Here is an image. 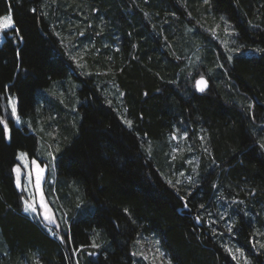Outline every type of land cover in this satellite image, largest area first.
<instances>
[{
  "label": "trees",
  "instance_id": "1",
  "mask_svg": "<svg viewBox=\"0 0 264 264\" xmlns=\"http://www.w3.org/2000/svg\"><path fill=\"white\" fill-rule=\"evenodd\" d=\"M9 11L23 40L8 30L0 45V118L11 129L10 140L0 135V264H141L145 237L172 264H241L227 247L264 264V248L254 250L255 239L264 244V0H0V15ZM208 14L235 31L231 60L201 29ZM67 33L87 48L82 67ZM194 37L202 69L186 61ZM201 76L204 92L193 86ZM69 77L81 82L82 103L78 134L57 158L62 242L23 211L11 170L20 151L38 157L40 139L16 123L8 98L22 118H40L53 143L62 99L43 106ZM174 126L189 132L199 159L194 182L175 187L166 175ZM186 155L176 168L190 173Z\"/></svg>",
  "mask_w": 264,
  "mask_h": 264
},
{
  "label": "rangeland",
  "instance_id": "2",
  "mask_svg": "<svg viewBox=\"0 0 264 264\" xmlns=\"http://www.w3.org/2000/svg\"><path fill=\"white\" fill-rule=\"evenodd\" d=\"M223 18V17H222ZM217 18L215 16H211L208 14L206 18H204L200 22L201 29L205 30V32H208L210 34V37L212 40H217V43L219 46H221V51L225 55V57H229L234 52L233 44L235 42V31L232 29L230 24L223 18ZM228 29L226 32L225 29ZM188 34H194L195 29L188 28L187 30ZM68 34V33H67ZM65 34L63 38V41L66 43L68 50L70 52V55L73 57L75 56L77 59L75 60L78 65H82L80 59L83 58V55H86L85 49H82L78 42L75 41V33L72 34ZM190 36V35H189ZM194 42L198 39L194 37ZM3 40V34H0V45L2 44ZM196 44V42H195ZM195 50L190 52V57L186 60L188 66L191 67V69H194V67H197L202 69L204 68L203 64V57L201 50L199 48V44L195 45ZM189 51V50H188ZM232 57V56H231ZM226 58V59H227ZM81 67V66H80ZM86 73H82V75H85ZM211 74V73H210ZM57 94L54 93V100H47L45 102V105L43 106L44 110L50 109L51 107H54L56 105L57 99H62V103L60 104V112L62 114L63 120H64V129L61 130L62 132H56L54 135L55 141L53 143L46 142V138H43L42 136L45 133V126L42 123V120L40 118H35V121L31 117L27 118H21L20 122L16 123L19 126H26L32 133H36L39 135V148H38V157H36L37 162L41 163V166L49 165V167L45 171L44 179L42 181V188L44 191V196L46 201L49 203L50 207L53 209V212L55 213L57 224L59 227H57V224H51L49 225L46 221L42 219V216L35 217L36 219H39L41 224H43L47 231L51 228L57 236L63 237L60 234L65 231V224H66V218L63 216V214L60 212L59 207L63 208V202L60 203V198H58V192L57 187L59 188V181H58V175H57V158L62 153V151L65 149V147L70 144L74 137L78 134V129L81 121V112H80V103L81 100L79 98V89L81 87V82L76 79L75 77H69L68 79H64L57 82L56 86ZM113 88V89H112ZM111 88V95L114 96L116 100H121L119 91L116 89V87ZM57 95V96H55ZM11 96V95H10ZM16 97L15 95H12ZM17 98V97H16ZM18 100V99H17ZM17 110H18V103H17ZM42 116V113H41ZM177 130L179 132L177 133L178 136H182L185 132L187 133L186 139H178V140H170V136L173 133H176ZM62 133V135L60 134ZM189 132L185 131L179 127L174 126V129L169 134V145L170 148L169 157L166 162V170L169 172L166 175H168L169 179L172 181L179 180L180 182H187L189 183V177H191V182H194V176L197 172L198 167V156L196 154H193L191 152H194V146L193 142L189 139ZM66 142V143H65ZM48 143V145H46ZM148 144V148L150 147V143L146 142ZM201 145L203 143L201 142ZM179 147L180 151L173 152V149ZM24 152V151H20ZM51 152L53 156L55 157V160L53 161L51 157L48 156V153ZM187 153L185 164L187 167H190L191 172L188 173L186 168L177 169V163L181 157ZM173 155H175V159H173ZM29 157V156H28ZM191 160L192 163L189 164L188 161ZM19 161V160H18ZM31 159L29 158V169H31L30 164ZM42 161V162H41ZM22 165L23 162L19 161ZM55 165V171H52V165ZM28 170L22 168V173L26 172ZM183 174V175H181ZM22 183L25 181L26 177L22 174ZM175 179V180H174ZM192 184V183H191ZM52 188L54 191L55 196L52 194ZM76 188V186H75ZM77 189V188H76ZM24 198H28V192H23ZM237 202V199L234 200ZM38 211H42L39 207V204L37 205ZM29 214V213H28ZM32 217L33 214H30ZM63 217V219H61ZM50 232V231H49ZM52 234V232H50ZM155 239L151 238H142L138 242V257L141 259V264H168V257L166 256L162 246H157ZM258 243L259 240H257ZM256 239L254 241V250L256 253H259L260 245H257ZM157 247H159L160 252L164 253V256H159V253L156 251ZM233 253L235 254L236 258L240 261L239 263L245 264V256L240 255V252H236L235 250L237 248H232ZM142 253V255H141ZM147 257V258H145ZM250 263V262H249ZM172 264V263H171Z\"/></svg>",
  "mask_w": 264,
  "mask_h": 264
},
{
  "label": "snow or ice",
  "instance_id": "3",
  "mask_svg": "<svg viewBox=\"0 0 264 264\" xmlns=\"http://www.w3.org/2000/svg\"><path fill=\"white\" fill-rule=\"evenodd\" d=\"M208 0H205V3H207ZM32 12H35L36 9H31ZM223 19V18H222ZM8 30H12L16 33V38L20 41L23 40V36H21L19 34L20 30L19 28L16 26L15 22H14V18L12 13L9 11L6 14H2L0 15V34L3 35H7ZM225 31L227 32L228 29L226 28ZM57 35H59V33H57ZM80 35H83V33H80ZM17 58H19L20 56V52L19 50H17ZM71 59L76 60L77 58L75 56L71 57ZM229 60L232 59L231 56L228 57ZM79 66H83V65H79ZM222 67V65H221ZM194 88H196L197 90H199L200 92H204L206 90V88L208 87V81L201 76L200 79L196 80L194 82ZM17 103L18 100L16 97L14 96H9L8 98V104L10 106L11 109V115L12 117L15 118V120L19 123L21 118L20 115L18 113L17 110ZM253 107L252 105H249V108ZM121 119L123 120L124 124H126L129 128L132 127V121L131 120H127L124 119L123 117H121ZM0 125H2V130H0V135H2L5 139L10 140L11 139V129L9 128V125L7 123L6 120H4L3 118H0ZM179 132V130H177L176 133H173L170 136V140H178V139H186L187 138V133L185 132L182 136H178L177 133ZM201 140L204 139V137H200ZM259 147L264 150V143H260ZM205 152H207V148L204 149ZM149 153L151 152V149L149 147L148 149ZM180 151L179 147L173 149V152H178ZM48 156L52 158V160H55V157L53 156V154L51 152L48 153ZM173 159H175V155H173L172 157ZM17 160L22 161L23 164H16L13 168H12V173L14 174V184L15 187L17 189H19L21 192H28V198H24L23 196L21 197V201H22V206H23V211L25 213H29V214H33L34 218L37 216H42V219L44 221H46L49 225L51 224H57V220H56V216L55 213L53 212V209L50 207L49 203L46 201L45 196H44V191L42 188V181L44 179V175H45V171L46 169L49 167V165H44L41 166V163L37 162L36 159H31L30 164H31V169H29V157H28V153L26 152H19L17 157ZM189 164L192 163L191 160L188 161ZM22 168L26 169L28 171L23 172L22 173ZM52 171H55V165H52ZM22 174L26 177L25 181L22 183ZM183 175V174H181ZM168 183L170 185H173V187H175V185L173 184V182L171 180L168 181ZM180 181L177 180L176 184H179ZM189 183H191V177H189ZM187 195H191V193L189 192ZM181 199V201L183 202V206L185 209L188 208V201L184 196H180L179 197ZM39 204V207L42 211H38L37 205ZM201 208L204 207L203 204L200 205ZM125 211H127V209H125ZM61 219H63V217H61ZM196 220L199 222L201 220L200 216L196 217ZM57 227H59V225L57 224ZM50 232H52L53 235H56V233L49 228L48 229ZM228 231L232 232V225L228 226ZM61 241L64 242V238L60 237ZM157 246L159 245V241H156ZM93 248H99L100 245L97 244L95 242V240H93L92 245ZM261 248H264V244L260 245ZM156 251L159 253V256H164L163 252H160L159 247H157ZM226 251H228L230 254L233 255V259H236L235 254L233 253V249L230 247L226 248ZM236 252H240V249H236ZM90 255H92V253H90ZM133 255H136V253H133ZM142 255V253H141ZM240 255L243 256V253L240 252ZM147 258V257H145ZM245 260V264H249V262L247 261V258H244ZM36 264H39V261H36ZM168 264H171V261H168Z\"/></svg>",
  "mask_w": 264,
  "mask_h": 264
},
{
  "label": "water",
  "instance_id": "4",
  "mask_svg": "<svg viewBox=\"0 0 264 264\" xmlns=\"http://www.w3.org/2000/svg\"><path fill=\"white\" fill-rule=\"evenodd\" d=\"M207 81H208V87L206 88V90L210 87V82H209V80L207 79V77H205V76H203ZM198 79H200V77L199 78H197L196 80H198ZM205 90V91H206ZM199 91V90H198ZM200 92V91H199Z\"/></svg>",
  "mask_w": 264,
  "mask_h": 264
},
{
  "label": "bare ground",
  "instance_id": "5",
  "mask_svg": "<svg viewBox=\"0 0 264 264\" xmlns=\"http://www.w3.org/2000/svg\"><path fill=\"white\" fill-rule=\"evenodd\" d=\"M104 239V238H103ZM97 251V250H96Z\"/></svg>",
  "mask_w": 264,
  "mask_h": 264
}]
</instances>
